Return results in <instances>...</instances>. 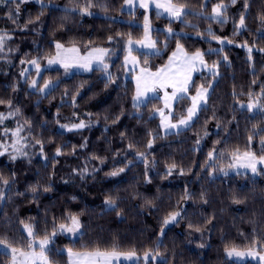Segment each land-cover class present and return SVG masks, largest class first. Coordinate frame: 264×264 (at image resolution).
<instances>
[{
	"label": "trees",
	"instance_id": "1",
	"mask_svg": "<svg viewBox=\"0 0 264 264\" xmlns=\"http://www.w3.org/2000/svg\"><path fill=\"white\" fill-rule=\"evenodd\" d=\"M87 2L43 0L42 5L28 0L20 4L16 24L8 18L9 11H15V3L0 4V32L12 37L0 53V99L10 100L12 109L5 103L0 105V113L19 108L20 113L9 119L6 127L24 125L22 135L27 137L26 155L16 160L10 158L12 154L0 156V178L9 181L7 186L0 183L5 193L0 201V237L19 247V237L26 235L21 221L34 225L43 238L46 231L51 232L53 218L59 224L71 214L79 217L83 237L73 243L67 236L58 235L56 249L84 250L81 245H88V250L94 246L111 249L116 245L120 251L135 250L140 256L145 251L158 252L168 264H234L225 255L226 246L244 248L251 246L253 239L264 243V172L229 171L224 176L219 171L212 173L205 165L213 163L207 160L213 150L232 152L238 148L243 153L249 148L250 135L251 150L261 154L264 113L248 112L240 104L249 102L250 92L255 98L264 85V51H260L264 49V23L259 19L264 14V0H248L247 10L245 0H237L235 5L223 0L231 5L225 24L194 14L187 17L188 24L169 23L164 17L157 18L154 10L149 12L153 29L171 27L176 36L168 38L167 48L158 43L161 54L148 56L147 64L140 55L144 66L155 70L163 65L177 42L188 52H204L209 64H219L204 110L190 127L174 134L161 131L154 114L157 99L133 107L134 83L123 66L129 34L132 40L144 36L145 12L121 11L123 0H93L96 6L90 9L94 13L91 16L81 15L79 8L72 11ZM175 2L186 4L194 13L203 11L211 16L212 5L220 0H212L207 7H202L203 0ZM242 13L245 29L237 27ZM209 28L215 36L232 43L221 45L208 35ZM110 36L112 42L108 41ZM152 36L158 42L166 39L162 31H153ZM56 42L83 52L96 47L110 49L108 63L114 82H108L95 68L69 75L62 68H52L41 75L57 81L51 93L31 90L21 72L29 60L44 64L45 57L55 53ZM209 49L222 51L209 55ZM31 76L33 73L27 80ZM211 81L206 72L194 79L197 85L205 86ZM190 93L194 94L191 88ZM260 102L264 103V98ZM189 105L188 100L175 105L173 118ZM81 121L86 125L83 129L67 131L60 127ZM36 140L43 142L42 152ZM149 141L151 148L147 147ZM57 148L61 149L59 156ZM138 153H144L147 161ZM227 162L225 156L219 164ZM173 164L176 167L168 174ZM121 167L124 172L108 175ZM32 186L37 187L36 193L30 191ZM109 197L116 203L114 209L105 204ZM234 199L242 202L234 203ZM173 212L180 213L178 223L163 228L161 235L164 219ZM50 255L57 264H67L66 255ZM0 264H9L8 258L0 256Z\"/></svg>",
	"mask_w": 264,
	"mask_h": 264
},
{
	"label": "snow or ice",
	"instance_id": "2",
	"mask_svg": "<svg viewBox=\"0 0 264 264\" xmlns=\"http://www.w3.org/2000/svg\"><path fill=\"white\" fill-rule=\"evenodd\" d=\"M28 0H0V4L15 3V11H9L8 18L13 24H16L17 18L19 16V9L21 3H26ZM38 3L43 5V0H37ZM212 0H203L202 7H207L211 4ZM237 0H231V5H235ZM123 5L132 13L135 8L143 9L145 12L144 23H143V39L132 40L131 34L125 42L124 48V68L128 69L129 73L133 74L136 92L133 97V107L139 108L141 105L146 106V101L149 99V93L155 94L157 90L163 91V108H156L154 114H158L161 120V125L166 130H179L180 128H188L193 122L194 118L198 116V113L204 110L207 105L209 89L212 84L209 83L207 87L204 84L197 85L193 81V74L197 72H203L207 70L210 74V78L214 79L218 73V62L209 64L205 60V53L197 50L194 53H188L183 44L177 42L175 50L168 57L167 63L163 67H159L156 71H152L149 67H141L140 59L134 53L140 51V54L145 57L144 63L147 64L148 56H159L161 54L160 48L157 47L158 43H162L164 48H167L168 38H175L176 33L171 27L167 29H153L151 27L150 17L147 14L151 9H155L157 18L164 17L169 20V23L182 22L188 24L189 21L187 17L190 14L205 16V18L211 19L216 23L225 24L227 23V12L228 8L231 6L220 0L219 3H215L211 8V16H206V14L201 11L194 13L186 4L177 3L175 0H123ZM93 0H88L87 5L73 8L72 11H76L79 8L81 15L91 16L94 13L90 11L91 8L95 7ZM244 9L247 10L249 7L248 0H245L243 5ZM103 11L107 12L106 6H103ZM124 10L122 7L121 11ZM39 19V17H37ZM262 23H264V14L259 17ZM29 20L28 23H32ZM26 27V25H25ZM195 27V25H192ZM237 27L239 29H245V16L242 13L239 16ZM153 31H162L166 39L163 42H158L152 38ZM121 35V34H117ZM208 35L213 39L217 40L221 45L225 43H232L230 40H224L220 37L215 36L212 29H208ZM7 33H0V53L5 51L6 40L11 39ZM264 38V34H262ZM113 37H108V41L112 42ZM91 43V42H90ZM240 46H246L240 45ZM55 54L51 57H45L47 60L46 66L59 65L64 69L65 75L69 74L73 69H79L83 71H93L95 69L103 72L106 76L108 82H114L115 77L109 71L110 65L106 62V57L111 53L110 49L107 48H91L87 52L81 53L80 48L76 46L65 47L63 44L56 42L54 45ZM249 54L252 52V48L248 49ZM8 51H11L9 49ZM222 49H209L208 53L219 54ZM264 51V49H260ZM227 60V57H224ZM26 61H21V64ZM35 69V79L25 80L29 88L35 92L41 94H50L57 85L53 83L51 78L44 79L41 76L42 68L41 64L37 59H32L27 61ZM30 75L28 69H24L21 72V76ZM127 75V73H126ZM255 83V81L253 82ZM190 88L194 90V94L190 93ZM171 89V91H169ZM249 102L247 104H240V108L245 109L248 112H261L264 113V103L260 102L264 98V85L261 86L260 93L253 98V94L250 92ZM188 100L190 101V106H188L184 112L178 115L176 122H172L173 116V105L179 106L181 102ZM7 103L9 109H12V102L9 100L5 102L0 99V105ZM167 110V114L165 112ZM20 113L19 108H15L14 111L10 110L7 115L0 113V126L4 125V121L10 117H15ZM30 123V122H26ZM61 128L67 131L79 130L86 127L83 121L79 123L72 124L71 127L68 125H60ZM3 131L5 137H14L10 145H5L0 143V156L5 155L10 147L15 153L11 155L12 160H16L18 156L26 155L24 148L27 146L22 143L27 139L23 136L24 125L17 123L16 128L7 129L0 128ZM205 135H208L205 132ZM155 138L153 137V140ZM249 148L243 153L240 149H235L232 152L220 151L217 152L213 150L208 153L207 160L213 162L211 165L206 164L205 166L211 167L212 173L219 171L224 176L229 175V171L236 172L237 174H243L240 169L250 170L252 174H259L264 172V135L260 136L261 144V154L258 156L254 151L251 150L250 145L253 141V136L248 137ZM36 144L41 145V152L43 151V142L41 140H36ZM199 143V141H197ZM219 143V141H217ZM147 147H152V141H149ZM132 148V145H129ZM56 155H61V149H56ZM145 162L147 157L144 153L137 154ZM227 156L228 162L225 164H219L220 160H223ZM97 159H99L97 157ZM103 163V160H101ZM130 164L131 161H127ZM259 166V167H258ZM176 167L175 164L169 167V173L171 174L172 169ZM87 172V168L84 169ZM125 168H118L108 175L117 176L124 172ZM182 174V172H181ZM0 183L7 186L9 181L0 178ZM49 188H44V191H49ZM31 192L36 193L37 187L32 186ZM18 195H23L18 193ZM5 199V193L2 188H0V201ZM234 203H241L242 201L238 199L233 200ZM105 204L110 208L114 209L116 207L115 201L109 197L106 199ZM178 217H180L179 212L171 213L163 221V226L161 228V235L164 234L163 228L167 227L169 224L178 223ZM211 222V221H209ZM23 225L22 233L26 235H21L17 243H21V246H14L12 242L6 237H0V256L7 257L9 264H57V262L51 257V253L55 252L56 255H66L67 264H121V261H135L136 264H150V261H156L159 257L162 264H168L158 252L153 253L152 251H145L143 256H140L135 250L131 251H120L116 245H113L111 249H101L99 246H94L91 250H88V245H81L84 250H74L73 247H66L64 249H56L54 247L55 238L58 235L67 236L73 243L77 242L83 237L81 231L82 224L77 215H67L64 217V222L59 224L56 223L55 218H53L52 230L50 233L47 231L43 238H40L35 231V226L31 224L20 222ZM189 227H192L189 225ZM196 231H201L200 228H196ZM203 247V245H201ZM226 257L233 260L234 264H242L246 260H254L257 264H264V243L258 239H253L251 246H245L244 248H239L235 245L225 247Z\"/></svg>",
	"mask_w": 264,
	"mask_h": 264
},
{
	"label": "rangeland",
	"instance_id": "3",
	"mask_svg": "<svg viewBox=\"0 0 264 264\" xmlns=\"http://www.w3.org/2000/svg\"><path fill=\"white\" fill-rule=\"evenodd\" d=\"M141 12H144V11H141ZM148 15H149V12L147 13ZM151 27H152V25H151ZM0 33H4V32H0ZM9 40V39H8ZM8 40H6V42H8ZM65 47H67V46H65ZM70 47H72V46H70ZM81 53H84L83 51H81ZM55 54V53H54ZM53 54V55H54ZM49 57H51V56H49ZM106 59V62L108 63V59H109V56L108 57H106L105 58ZM47 65V60H45V62H44V64H41V68H42V72H41V75H42V73H43V71H45L46 69H52V68H62L61 66H59V65H52V66H46ZM94 68H95V66H94ZM24 69H28V71H29V73H33V76H31V78H30V80L31 79H35L36 78V75H35V69L32 67V65H30L29 63H26V65H25V68ZM63 69V68H62ZM63 71H64V69H63ZM75 72H78V73H84V72H89V71H83V70H79V69H73L69 74H72V73H75ZM69 74H67V75H69ZM24 78H26V79H28V77H29V75L28 76H23ZM213 82L215 83L216 82V78H214V80H213ZM53 83L54 84H56L57 83V81H53ZM213 83V84H214ZM32 90V89H31ZM152 93H150V95L149 96H153V95H151ZM162 97H163V91H161V90H157V95L156 96H154V97H152L151 99H157L158 100V107L157 108H163V102H162ZM150 99V100H151ZM147 102V101H146ZM165 112H166V114H167V110H165ZM5 115H7V114H5ZM156 115V114H155ZM9 119H13V117H10V118H8V119H6L5 121H4V125L3 126H0V128H7V129H15V128H9V127H6V123H7V121L9 120ZM173 122V121H172ZM174 123V122H173ZM160 126H161V124H160ZM163 127V126H162ZM181 130H184V129H186V128H180ZM161 131H162V133H164V134H174V133H176V131L177 130H166V129H162L161 128ZM180 130H178L177 132H179ZM13 139H15L14 137H5L4 136V134H3V131L2 130H0V143H3V144H5V145H10L11 143H12V141H13ZM25 141H23L22 143H24ZM24 144H26V143H24ZM0 150H2V149H0ZM5 154H12V155H14L15 153L12 151V149L9 147L8 148V151L5 153ZM259 167V166H258ZM231 172H233V171H231ZM240 172L241 173H245V172H248V173H251L250 172V170H245V169H240ZM234 173V172H233ZM252 174V173H251ZM253 175H256V174H253ZM230 259V258H229ZM157 260H160L159 259V257L157 258ZM156 260V261H157ZM230 260H232V259H230ZM247 261H250V262H256V261H254V260H246V261H243L242 263H244V262H247ZM257 263V262H256ZM121 264H136V262L135 261H121Z\"/></svg>",
	"mask_w": 264,
	"mask_h": 264
},
{
	"label": "crops",
	"instance_id": "4",
	"mask_svg": "<svg viewBox=\"0 0 264 264\" xmlns=\"http://www.w3.org/2000/svg\"><path fill=\"white\" fill-rule=\"evenodd\" d=\"M123 7H124V11H125V12H129L128 9L126 8V6L123 5ZM151 10H154V11H155V9H151ZM151 10H150V11H151ZM137 11H144V10H143V9H139V8H135L134 10H132V12H137ZM150 11H149V12H150ZM152 38H153L154 40H156L153 36H152ZM142 39H143V38H142ZM134 41H135V40H134ZM157 47L159 48L158 45H157ZM160 50H161V49H160ZM173 51H174V50H173ZM187 52H188V51H187ZM188 53H194V52H188ZM134 54L137 55V56L139 57V59H140V66H141V67H147V66H144V65L141 63V57H140L141 54H140V51H137V52H135ZM170 55H171V54H170ZM167 61H168V59H167L166 62H165L163 65H161L160 67H163V66L167 63ZM158 68H159V67H158ZM125 70H126V73H127L128 77H130V78L133 80V83H134V89H135V90H134V96H135L136 87H135V81H134L133 74H132V73H129V72H128V69L125 68ZM151 70H152V71H156V69H155V70L151 69ZM203 72L208 73L207 70H204ZM199 73H202V72H197V73H194V74H193V81H194L196 75L199 74ZM215 78H216V77H215ZM213 80H214V79H212V81H211L212 86H213V83H214ZM205 87H207V86H205ZM211 89H212V87L209 89L208 97H209V95H210ZM161 91H162V90H161ZM169 91H171V89H169ZM148 95H150V93H149ZM151 95H153V96H149L148 101H149L152 97L156 96V95H157V92H156L155 94L152 93ZM148 101H147V102H148ZM147 102H146V103H147ZM189 106H190V105H189ZM174 108H175V104L173 105V109H174ZM173 112H174V111H173ZM156 116H158V118H159V122H160V124H161V120H160L159 115L156 114ZM195 119H196V118H194V120H195ZM194 120H193V122H194ZM172 121H173L174 123L176 122V119H174L173 116H172ZM193 122H192V123H193ZM192 123H191V125H192ZM191 125H190V126H191ZM161 128H162V129H165L164 127H162V125H161ZM179 130H181V129H179ZM177 131H178V130H177ZM177 131H176V132H177Z\"/></svg>",
	"mask_w": 264,
	"mask_h": 264
}]
</instances>
